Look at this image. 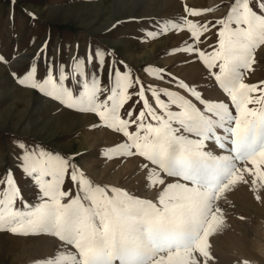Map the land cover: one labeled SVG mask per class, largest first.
<instances>
[{"label":"snow or ice","instance_id":"6c2138e0","mask_svg":"<svg viewBox=\"0 0 264 264\" xmlns=\"http://www.w3.org/2000/svg\"><path fill=\"white\" fill-rule=\"evenodd\" d=\"M182 8L174 19L141 12L127 19L140 25L145 39L186 33L189 39L171 52L202 65V79L214 81L223 99L205 98L201 82L163 68L144 71L176 90L143 83L111 41L103 49L70 52L63 62L49 56L47 40L31 57L0 55L16 84L39 93L57 113L94 114L120 137L109 155L138 158L148 186H162L155 202L141 198L94 183L59 147L31 134L29 142L14 139L18 150L0 176V232L47 234L74 249L36 264H217L210 237L225 227L222 204L230 203L229 194L245 186L264 205V80L246 82L258 49L264 58V0H233L214 22L189 17L215 8ZM125 26L116 20L104 31L115 35L113 29ZM212 29L216 42L205 50L201 37ZM14 168L33 186L31 203ZM170 178L174 182H166Z\"/></svg>","mask_w":264,"mask_h":264},{"label":"rangeland","instance_id":"374dc122","mask_svg":"<svg viewBox=\"0 0 264 264\" xmlns=\"http://www.w3.org/2000/svg\"><path fill=\"white\" fill-rule=\"evenodd\" d=\"M232 2L15 0L13 5L10 0H0V55L8 59L20 52L31 57L47 40L49 56L55 53L56 58L63 62L70 52L84 54L89 48L95 51L97 46L103 49V45L111 41L118 45L119 58L132 67L134 75H138L143 83L176 90L144 71L145 68H163L166 72L185 78L186 82H201L205 98L223 99L224 94L214 81L205 82L202 79L205 71L202 65L187 62L183 53L171 52V49L181 47L189 39L186 33H168L155 40L145 39L139 31L140 25L128 20L127 15L141 12L157 19H174L183 14L182 5L186 3L188 7L215 8L216 11L204 13L199 18L189 17L200 22H214L226 15ZM116 20H124L126 26L121 27L119 32L113 29L115 35L105 32L104 26L107 24L110 27ZM214 33L215 29H212L201 37L203 43L200 46L203 49L210 50L208 46L215 44ZM260 51L257 50L254 70L246 77V82L259 84L264 80V58L259 55ZM29 134L37 142L43 141L73 155L76 161L81 162V170L86 177L94 183L120 187L154 202L162 189L160 185L148 186L138 158L109 155L110 150L120 142V137L100 126L94 114H80L67 109L57 113L53 104L46 103L39 93L16 84L8 74L7 66L0 64V176L5 170L3 162H10L11 155L18 150L14 139L25 138V142H29ZM13 176L22 194L31 203L34 189L30 180L15 168ZM166 182H174V178ZM65 190H68L67 179ZM71 193L75 194V188L71 189ZM229 201L222 204L225 227L210 237L217 264H242L244 260H257L259 264H264V258L257 254V249L264 247V205L253 201L245 186H239L230 193ZM238 215L246 219L241 221ZM64 251L74 249L47 234L22 236L0 232V264H36L37 261L55 258Z\"/></svg>","mask_w":264,"mask_h":264},{"label":"clouds","instance_id":"9594fccd","mask_svg":"<svg viewBox=\"0 0 264 264\" xmlns=\"http://www.w3.org/2000/svg\"><path fill=\"white\" fill-rule=\"evenodd\" d=\"M257 254L261 258H264V247H261V248L257 249ZM248 264H259V261H257V260L248 261Z\"/></svg>","mask_w":264,"mask_h":264}]
</instances>
